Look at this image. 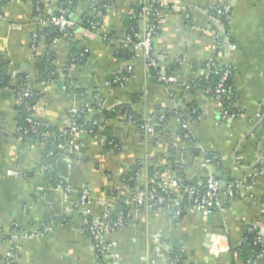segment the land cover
Segmentation results:
<instances>
[{
    "label": "crops",
    "instance_id": "crops-1",
    "mask_svg": "<svg viewBox=\"0 0 264 264\" xmlns=\"http://www.w3.org/2000/svg\"><path fill=\"white\" fill-rule=\"evenodd\" d=\"M62 1L8 0L0 14V56L8 63L0 70L14 75L12 84L20 75L29 76V89L40 96L35 116L56 129H65L69 111L82 105L70 87L80 90L94 107L88 119L98 118L119 145L106 146L104 134H84L74 153L61 152L47 164L43 142L17 137V97L13 89L0 88V258L15 247V264H243L237 251L247 233L256 227L264 238V177L256 175L264 167V0H168L175 9L160 21L153 42L164 72L173 78L168 84L151 73L141 51L123 44L132 26L143 32L145 19L134 14L142 0H104L108 8L96 31L83 27L88 3L81 1L68 14L77 24L71 38L87 53L81 63L71 62L68 36L48 45L43 33L34 46L36 32L44 28L39 16L54 17ZM218 5L231 8L228 25L211 15ZM120 48L131 55L120 57ZM44 54L53 58L56 78L50 82L36 74ZM212 59L234 67L237 107L243 111L237 119L225 122L210 93L191 88L192 79L210 77L195 67ZM115 76L126 80L118 84ZM124 107L158 133L147 136L129 116L104 114ZM164 111L186 115L193 140L183 137L175 117L158 130L154 117ZM207 154L221 168H207ZM173 164L188 180L215 175L236 195L224 193L210 216L187 209L178 220L162 210L126 205L129 225L108 232L115 250L100 256L83 231L81 212L74 209L80 192L88 188L92 213L102 217L118 209L122 198L129 200L151 185L150 167L163 166L176 177ZM137 166L131 187L124 175ZM52 176L64 179L71 192L55 188ZM47 222L51 231L44 237L12 239L14 225L29 230ZM262 249L256 264H264Z\"/></svg>",
    "mask_w": 264,
    "mask_h": 264
},
{
    "label": "built area",
    "instance_id": "built-area-1",
    "mask_svg": "<svg viewBox=\"0 0 264 264\" xmlns=\"http://www.w3.org/2000/svg\"><path fill=\"white\" fill-rule=\"evenodd\" d=\"M8 0H0V9H2L1 4L6 2ZM86 2L90 5L92 8L94 14L97 18L101 19L103 16L102 10H100V6H98L97 2L94 0H79ZM154 5H157L162 10H158L154 7ZM174 6H171L168 2V0H144V6L141 11V16L145 19V27L143 29V32L140 33L138 31H133L132 34H127L124 40V47L128 48L131 47L136 51H141L143 54V58L146 62L147 68H155L159 69L157 73V79L158 81L168 84L173 82V78L166 74L164 72L163 67L161 66L158 57L156 56V53L153 48V42L156 37L159 36V23L160 21L166 16V14L170 10H174ZM216 15L219 18H224L227 21H230L231 19V8L227 6H216L212 8ZM150 13L152 14L153 19L149 17ZM40 25L43 27L52 25L58 27L61 31L73 29L75 27V22L72 21V19H69L68 17H52V18H45L39 16L38 18ZM98 24V22H97ZM97 24H93L92 31H96ZM41 35V32H36V38H39ZM216 65L213 63H208L206 65V68L204 71L206 72H212L214 71L215 74L219 75L220 81L214 91H209L211 93V96L213 99H215L219 105H220V112H221V118L227 122L231 121L233 119H237L241 117L240 113L232 112L228 109H224V103L223 100L230 99L234 93L233 87L229 86L227 84L231 73L234 70V67L230 68L229 70L223 71L220 69H215ZM132 73V68L130 67L128 69V74ZM9 77H11V83L12 78L14 75L10 72H7ZM126 76V75H125ZM125 76H115V81L118 84H123V82L126 80ZM29 76L26 77L25 81L29 82ZM14 84L18 82V78H15ZM187 86V85H186ZM189 86V85H188ZM0 88L5 89H12L9 86H3ZM14 90V89H13ZM18 90V89H17ZM14 90V93L17 97L18 104H24L26 105L27 109L29 111L35 112L37 111V105L33 104H27L26 99H30L32 96H34L35 93H33L29 87L26 89L19 88V91ZM84 106L85 110H88L89 112L92 111V108L90 105H88L85 101L82 102V105L80 107H74L70 113V117H68V124L65 129H67L66 134L67 139L65 143H60L57 146H55V150L59 152H64L66 150L70 151L71 153H74L77 149V141L81 137V135L88 134L91 135L89 132H87L84 128L79 127L76 123V120L79 117V114L81 110L84 113V109L82 108ZM186 115L180 114L178 115V121L180 122V128L183 134V137L186 140H193V135L190 130V121L185 117ZM130 121H132V117L129 118ZM154 121L156 124H165L166 117L164 112H159L157 116L154 117ZM29 122L35 126L33 119H29ZM140 129L143 131V133L147 136H151L154 133H158V131L155 130L154 127H151L149 125V122L146 119H143V123L139 125ZM103 129H100V132L102 133ZM22 132L24 135L28 134V130H23L22 128H17L16 134ZM34 133H37V130H33ZM55 134H46L44 135V139H56ZM20 139V138H19ZM21 140V139H20ZM54 155V152H51L48 154L49 158H52ZM181 159V157H180ZM179 159V161H180ZM177 162L178 164L180 162ZM214 163L218 165L217 158L213 159H207L205 160V166L209 168L210 166H216ZM257 176L264 177V167L260 168L256 172ZM136 177H138V173H136ZM150 180L153 182L156 179H159L158 183V189H150V186L146 188L145 190L137 191L134 196L125 201L126 205H132L136 207H145L147 209L155 210L157 208L162 207L163 209H171L174 208L173 213L174 217L180 218L183 216V213L187 209H191L194 211H197L201 213L204 216H209L215 209L220 207L221 205V196L225 193L229 195L230 197H234L236 195V192L231 186L223 187L217 177L215 175H211L207 178V183L204 187H202V184L200 185H189L183 183L180 179L170 176L168 173H160L157 171L155 174L150 176ZM57 189L63 190L67 194L71 192L70 188H63L61 185L56 187ZM92 198L90 195V191L85 188L81 191V196L79 200H77L74 209L76 211H80L81 215L83 217L82 224H88L90 226V231L92 234V241L95 250L97 253L102 257H108L112 256L115 250V246L112 242L108 239V232H112L113 230H121L124 227L129 225L130 219L126 220L123 217H120L117 221H109V213L108 211L104 214L102 217L94 216L92 213ZM17 225H14V227ZM256 227L252 229V231H255ZM51 231V225L47 224L42 229H33L30 232L27 230L24 231H14L12 232L11 236L13 240H17L20 237H26V238H40L48 235ZM2 237V231L0 230V238ZM257 243H261V245L264 248V238L259 236L257 238ZM18 251L14 248L10 250L7 255L1 259L4 260L7 264H15V259L17 257ZM262 257V253L259 256V258ZM178 261L180 262L181 259L178 258Z\"/></svg>",
    "mask_w": 264,
    "mask_h": 264
},
{
    "label": "trees",
    "instance_id": "trees-1",
    "mask_svg": "<svg viewBox=\"0 0 264 264\" xmlns=\"http://www.w3.org/2000/svg\"><path fill=\"white\" fill-rule=\"evenodd\" d=\"M94 1H96L98 3L97 5L100 6V10H102V13L104 16L106 14V11L108 8L106 1H104V0H94ZM7 2L8 1H6L5 3L3 2L1 4L2 8ZM80 2L81 1H79V0H63L59 4V10L55 13V17L63 16V17H68L69 19H71V16H70L71 13H73L76 6ZM143 6H144V0H142L141 4L137 6L136 12L134 14H137L140 17ZM154 7L157 8L158 10H162L157 5H154ZM88 10H89V13H87V15L84 19L83 27L92 31L93 24H97V22H98L97 29H96V30H98L100 27L103 16L101 19H99L96 17V15L94 14L91 7ZM1 12H2V9H0V14H1ZM210 13H211V15H213V17L216 19V21H218L222 26L228 25L229 21L225 20L224 18H219L213 10H210ZM67 14H70V15L67 16ZM152 14L153 13H150V15H149V17H151V19H153ZM35 16H39V13H35ZM76 25L77 24L75 23V27L73 29H68V30H63V31H61L56 26L49 25V26L44 27L41 30L42 31L41 34L42 35H43V33L46 34L45 40L47 39L46 41H47L48 45H52V43L56 39H59L62 36H68L67 38L69 41L70 48L72 47L71 58H70L71 62L81 63L84 60H86L87 53H85L84 50H81V48L78 47L75 44V42L72 40L73 38H71L72 37L71 34L75 30ZM137 30L138 29L136 26H132L131 29L129 30L128 34H132L133 31H137ZM40 37L35 38V42L33 43L34 46H37L40 43V41H41ZM106 39L109 41L110 36H107ZM116 52L120 57H123V58H127L128 56L131 55V53L128 50L122 49V48L116 50ZM51 56H52V53H51ZM51 58L52 57H49L47 54H44V55L38 57L37 73L36 74L38 75V77L40 78V80L42 82H50V81L54 80V78H56V73H55L54 68L52 66L53 65L52 64L53 58L52 59ZM7 63L8 62L0 56V68L4 67ZM208 63L215 64L216 70L220 69V70L226 71V70H229L230 68L233 67L231 64H222L218 60L212 59L211 61H208L206 64H203L201 66H196L195 69L196 70H204ZM149 70H151V73L157 77V73H158L159 69L150 68ZM233 74H234V71L231 73L227 84L229 86L233 87L234 93L230 99L223 100V103H224L223 106H224V109H228L232 112L242 114V112H243L242 109H239L237 107L238 94H237V91H236L234 84H233ZM209 76L210 77L208 79L201 78V77L196 78V79H192L190 82L191 88L193 90L202 89V90L214 91V89L216 88V86L218 85V83L220 81V78H219V75L215 74L214 71L210 72ZM26 77H27L26 75H20L18 77V82L16 84H12L11 83V77H9V75L6 72L0 78V87L9 86L14 90L18 89L17 91H19L20 87L22 89H26L29 87L28 82L25 81ZM70 92H72L73 94H75L78 97H81L82 101H85L84 93L81 92L80 90L71 86ZM210 95H211V93H210ZM39 99H40V96L36 93L30 99L29 98L26 99V103L30 104V105L35 104L38 106ZM17 108L19 111V115H18V118L16 120L17 128H22L23 130L29 131V133L26 135H24L22 132H19L16 134L17 137L20 138L21 141H24L26 139H37V140H40L41 142H43L46 146L45 147V149H46L45 159H46V163L48 164L47 159H53L59 155V152L57 150H55V146H57L60 143H65L67 136H68L66 134L67 129H63V130L56 129L49 124L41 122L35 116L36 115L35 112L29 111L27 109L26 105H24V104H18ZM82 108L84 109V113L82 112L83 110H81L79 117L76 120L77 125L79 127L84 128L87 132H89L93 136H100V135L104 134V137H106V142H105L106 146H108V147L118 146L119 143L116 141V139L114 140L113 138H109L110 133H109L108 129L106 128L105 124L103 125V123L98 121V118H93L91 120L88 119V116L90 115L91 112H89L88 110H85L84 106ZM91 108L93 109L94 107H91ZM112 113L114 116L126 115L127 117L129 116V118L132 117V122L134 124H136L139 128H140L139 125L143 123L142 116H139V115L131 112L128 108H125V107L121 108V109H117V111L115 113L109 112V111L107 112L106 110L104 111V114H112ZM164 113H165V117H166L165 123L168 121V119L174 118V117L176 118L179 115V112H176V111H173V112L164 111ZM70 115H71V113L69 111L68 117H70ZM106 118H107V116H106ZM29 119H33V121L36 125L33 126L29 122ZM163 125H165V124L158 123L157 129L160 130V127ZM34 129L37 130V133L33 132ZM100 129H103L102 133L100 132ZM50 133L55 134L56 139H44V135L50 134ZM51 152H54V155L52 158H49L48 154H50ZM206 157H207V159L215 158L213 155H210V154L209 155L207 154ZM214 164L216 165V167L221 168V165L219 164V162H218V165L216 163H214ZM173 168H174V171H176V173H175L176 178L180 179L183 183H185V185L186 184H189V185H199V184L201 185L202 184V187H204L208 181L207 178H198V179H194V180H188L181 168L176 167L175 165ZM139 169H140V166H137L133 170L127 171L125 173V175H124L125 184H127L131 187H134L136 185V180H137L136 179L137 178L136 173L139 171ZM165 170L166 169L163 166H158V167L152 166L149 168V174H150V176H152L157 171H159L160 173L161 172L164 173ZM48 175H49V171H48ZM52 178H53L52 184L55 188L58 187L59 185H61L63 188H69L64 179L53 177V176H52ZM158 183H159V179L154 180L150 185V189H158V191H160L158 188ZM80 196H81V192L78 195V200H79ZM121 200L122 201H120L118 209H116V210L115 209L114 210L109 209L108 210L109 221H112V222L117 221L120 217H123L126 220L130 219L129 211H128L127 207H125L126 206L125 199L122 198ZM155 210H162V211L166 212L167 214L171 215L176 220L179 219V218L174 217V213H173L174 208L163 209L162 207H160V208H157ZM105 213H106V211H105ZM183 215H184V213H183ZM81 218L83 219L82 216H81ZM47 224H50V223L47 222V223L43 224V227ZM35 228L36 229H42V227H39V228L31 227V229H29L27 231L30 232L31 230H33ZM14 229L16 231L17 230L18 231H24L25 230L20 225L13 227L12 232L14 231ZM83 231L85 232L86 235H88L92 239L90 226L88 224L83 225ZM113 231H118V230H113ZM259 236L260 235L258 234L257 230H255V231L251 230L249 233H247L246 243H244L242 245V247L237 251V253L239 255V259H240V261L243 262V264H256V262L258 261L259 256L261 255V253L263 251L261 243L259 244L256 242L257 238ZM92 243H93V241H92ZM181 260H182V258H181Z\"/></svg>",
    "mask_w": 264,
    "mask_h": 264
},
{
    "label": "water",
    "instance_id": "water-1",
    "mask_svg": "<svg viewBox=\"0 0 264 264\" xmlns=\"http://www.w3.org/2000/svg\"><path fill=\"white\" fill-rule=\"evenodd\" d=\"M67 16H69V15L67 14ZM5 69L7 70V67H6ZM4 71H5V70H0V75H2ZM210 215H211V214H210ZM210 215H209V216H210Z\"/></svg>",
    "mask_w": 264,
    "mask_h": 264
}]
</instances>
